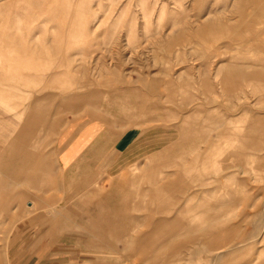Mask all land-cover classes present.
<instances>
[{"label":"rangeland","instance_id":"obj_1","mask_svg":"<svg viewBox=\"0 0 264 264\" xmlns=\"http://www.w3.org/2000/svg\"><path fill=\"white\" fill-rule=\"evenodd\" d=\"M0 15H4L0 18V29L10 28L22 42H33V48L38 49L33 55L45 60L42 64L53 63L47 69H32V75L45 80L47 76H62L68 78L71 95L77 89L85 92V108L80 113H65V123L71 120L88 123L96 112L101 113L102 127L111 131L102 133L96 146L92 142L86 148L73 170L55 165L58 187L49 195L61 200V206L65 200L85 204L89 199H103L106 192L111 193L120 183L128 186L130 180L141 178L134 192L144 194V207L148 203L149 210L131 212L134 220L146 216L142 223L149 226L161 217L157 212L158 201L150 192L156 185L144 178L153 165L177 160L179 143L170 129L176 121H165L166 116H175L180 110V94L176 90L171 96L167 89L171 80L181 85L180 78L193 77L198 90H189L205 94L208 100H218L224 106L231 104V117L237 115L240 105H251L254 110L264 107V102L260 103L253 93L255 80L262 81L264 92V0H0ZM2 43L0 49L5 52H0V56L6 58L7 47ZM11 64L23 66L17 60ZM222 70L229 72L231 83H220L219 87L231 93V100L215 94L217 80L225 74ZM207 76L215 87L213 90L209 89V82L201 83ZM17 86L23 92L33 91V97L37 95L32 86ZM96 91L101 100H93ZM149 113L153 114L150 119ZM214 134L211 132L210 136ZM58 147V138L54 137L45 151ZM166 171L169 169L159 175ZM244 176L251 178L240 175ZM252 182L256 189L254 197L238 209L239 213L246 212L244 217L206 239L204 245L210 251L203 257L188 258L189 264H244L251 257L250 253H244L225 263L219 259L247 247L252 236L258 238L264 232V175ZM123 188L114 192L119 194ZM46 201L45 205L49 199ZM253 202L262 213L261 222L254 221L249 210ZM28 205H13L5 214L0 212V264H9L15 236L32 231L33 251L44 245L51 251L80 258L83 264L178 261L169 253L154 258L149 253L126 251L130 247L139 248V231L148 230L147 227L139 230L138 220L133 226L121 222L117 231L107 228L101 234L94 222L88 221L96 216L90 205H84L83 210L69 206L65 214L72 221L66 226L50 223L51 211L47 207L35 205L32 214L26 215ZM21 214L23 218H17ZM130 234L133 244H124ZM238 238L242 247L237 245Z\"/></svg>","mask_w":264,"mask_h":264},{"label":"crops","instance_id":"obj_2","mask_svg":"<svg viewBox=\"0 0 264 264\" xmlns=\"http://www.w3.org/2000/svg\"><path fill=\"white\" fill-rule=\"evenodd\" d=\"M3 16L0 15V18ZM0 36V43H4L8 52L6 58L0 56V212L5 214L13 205L26 207L29 204L25 214L30 215L35 208L47 207L51 211L50 223L66 226L68 221H72L65 214L69 206L83 210L84 205H90L96 216L88 221L94 222L101 234H105L107 228L117 231L122 227L121 222L127 223L125 226H133L138 220L136 225L139 230L141 227L148 230L139 231V248L130 247L126 251L149 253L154 258L169 253L178 260L165 264H189L188 258L207 255L210 250L204 245L206 239L244 217L246 212L239 213L238 209L254 197L256 189L252 181L264 175V107L254 110L251 105H240L237 115L231 117V104L224 106L218 100H208L205 94L189 90H196L193 77L180 78L181 85L174 80L167 85L171 96L176 90L180 94L179 113L176 117L168 115L165 118V121H176L170 127L175 132L171 136L180 148H176V161L162 166L153 165L150 174L147 173L144 178L156 185L150 191L158 201L157 212L161 215L155 223L143 225L146 216L134 220L131 214L133 211L143 213L149 210L148 203L144 207V194L134 192L141 178L130 180L128 186L127 183H120L100 200L89 199L85 204L79 203V200H71L72 203L65 200L63 206L59 205L61 200L49 195L58 187L55 165L58 163L62 170H73L84 157L82 153L86 148L92 142L96 146L102 139V133L110 129L102 127L101 113L96 112L90 116L88 123L87 120H71L66 124L65 113H80L85 108V92L77 89L71 95L70 84L66 81L68 78L62 76H47L45 80L32 75V69H47L53 63L42 64L45 60L33 55L38 51L33 48V42H22L12 29L1 28ZM217 36L214 35L215 38ZM0 52L5 51L0 49ZM15 60L23 66L14 67L11 62ZM4 68H8L7 71ZM221 72L225 74L216 79L215 94L231 100V93L219 87L220 83H231L229 72ZM205 81L209 82V89L215 88L208 76L201 83ZM17 84L32 86L37 95L33 97L30 90L23 92ZM262 84L261 80L253 82V93L260 103L264 102ZM95 98L101 100L97 91L93 100ZM16 99L20 102L12 103ZM6 114L10 116L5 118L3 115ZM151 115L148 114V119ZM211 132H215L212 137ZM54 137L58 138L59 147L46 152V146L53 143ZM164 169L169 171L159 175ZM240 175L251 178H241ZM121 188V193L114 192ZM86 194L82 193V196ZM45 197L49 199L47 205ZM249 210L254 221L261 222L262 213L254 207V202ZM23 215L17 218L21 219ZM123 242L133 244L131 234L129 240ZM236 242L238 247H242L240 238ZM244 253L251 254L244 264H264V232L258 238L252 236L247 247L229 252L219 259L225 263L229 259L240 258ZM80 260L69 253L51 251L44 245L33 251V231L15 236L8 256L9 264H83Z\"/></svg>","mask_w":264,"mask_h":264}]
</instances>
